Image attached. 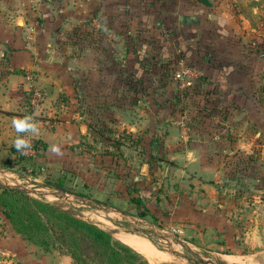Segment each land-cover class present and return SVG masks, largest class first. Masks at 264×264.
Instances as JSON below:
<instances>
[{
    "label": "rangeland",
    "instance_id": "374dc122",
    "mask_svg": "<svg viewBox=\"0 0 264 264\" xmlns=\"http://www.w3.org/2000/svg\"><path fill=\"white\" fill-rule=\"evenodd\" d=\"M51 1L54 6V0ZM125 1V17L119 22H125L122 30L118 29V21H114L115 16H112L116 15V12H112L109 29L105 26L98 28L105 22L102 16L95 14L84 20V23H87L86 28L69 26L59 33L64 44L70 47L66 48L65 55L69 60H74V65L79 64L78 68L81 67L79 71L83 88L79 93L81 97H78L80 112L84 115L95 111L92 122H87L86 116L79 120V124L89 125L91 139L88 140L90 135L83 133L81 128L75 130L73 134L76 133V142L66 146L71 153L69 159L55 169L65 175V185L57 184L58 178L61 177L60 172H55L52 166L48 168L43 165L37 155L29 151L30 146L34 144L29 142L25 145L28 154L21 160L0 168L4 170L0 174V185L5 183L9 187L27 192L26 194L34 199L57 206L71 215L93 223L111 232L114 239L124 244L126 242L123 238L135 237L149 243L160 255L171 254L168 245H172L173 254L167 255L165 259L155 261L142 254L151 264H188L187 258L198 261L196 256L209 264H264V144L261 142L252 150L254 158L222 160L220 162L224 173L222 177L217 178L218 183L214 177L208 180V183L214 185V193L217 194V197L211 199L212 213L218 218L222 216L226 221L224 225H218L219 236L225 239L222 246H210V242H205L199 237L188 238L181 235L176 238L170 223L162 222L165 225L162 226L155 222L154 216L144 219L131 201L130 204L126 203L133 195H138L136 189H139L145 203L150 199L161 201L163 205L157 207H161V213L164 212L166 219H169L173 217L170 211L173 210V213L174 209L180 206L184 194L185 197L194 195L195 201L203 198L202 193L193 191L195 186L191 185L190 188L188 180L182 177L180 166L168 159L165 151L169 145L165 139L169 135V125H173L180 139L184 141L179 123L185 116L188 127H197L202 121L209 120L207 122L211 123H208L207 127L211 126L213 131L216 113L210 106L214 105V98L210 97L211 92L207 89H196L184 95L173 80L175 70L181 63L186 62L187 58V52L178 54L176 46L179 39L193 40V47L188 48L192 60L213 59L209 44L199 33L201 21L194 5L197 1L175 0L172 4L176 6L178 14L174 12L173 15H166L168 17H156L154 12L157 10L153 9L161 2L166 4L165 0ZM182 17L184 19L180 21ZM189 21L191 24H187ZM90 22L93 23L92 26ZM119 37L125 40L124 46L121 44L120 48L115 43ZM155 43H160L159 47L166 48L170 54L166 52L165 56V52H161ZM250 49L249 54H252L254 51ZM123 55L126 56L125 59ZM92 56L95 58L94 62ZM189 63L196 66L193 61ZM120 73L125 77L121 85L118 78ZM102 74L109 77L105 87L111 92L105 95L106 100L95 96L96 100L92 103L90 97L86 98L89 95L86 89L92 86L102 89L104 80L99 78ZM202 75L201 79L205 78L203 73ZM137 77L138 81L135 79ZM204 80V83L208 84L207 77ZM137 83L143 95V109L154 106L156 110V113L152 112V118L156 120L158 128L154 129L151 141L148 138L151 135L150 128L128 133V130H123L116 121L118 96L111 95L119 88L133 92ZM109 109L112 111L108 112ZM256 133L258 131L254 134ZM94 137H98L96 142H93ZM212 147L210 145L212 151L217 150ZM227 147L230 149L224 150H237L234 145ZM238 149L246 151L243 148ZM5 168H14L15 173L5 171ZM93 176L99 188L104 185L103 181H107L104 191H112L111 194L116 195L119 200L112 201V195L108 200L104 199L105 196L98 195L101 200H96L98 205H92L72 197L54 195L48 188V185L59 186L68 192L93 199L92 196L96 193L89 192L87 188L90 186L86 183L88 177ZM107 207L121 210L125 215L107 212ZM178 216L176 213L177 220L173 222L180 225L184 220L180 217L178 219ZM161 227L165 229H160ZM161 236L167 241L162 240ZM205 239L207 241L210 237Z\"/></svg>",
    "mask_w": 264,
    "mask_h": 264
},
{
    "label": "crops",
    "instance_id": "0c3cea01",
    "mask_svg": "<svg viewBox=\"0 0 264 264\" xmlns=\"http://www.w3.org/2000/svg\"><path fill=\"white\" fill-rule=\"evenodd\" d=\"M112 1L115 2L111 4ZM195 1V9L201 21L199 33L209 44L213 59L192 60L187 50L185 60L189 65L193 61L208 79V84H205V78H202V84L199 81L196 89L211 92L214 105L210 106L216 113V124L213 131L211 126L207 127L211 123L207 122L209 120L202 121L197 127L190 126L184 141L180 139L175 127L169 125V135L165 139L169 146L165 154L180 166L182 177L188 180L190 188L191 185L195 186L193 191L202 193L203 198L195 201L194 195L185 197L184 194L180 206L173 213L169 209L174 217H170V220L166 219L164 212L161 213V207H157L163 205L161 201L150 199L142 210H148L150 214L147 218L154 216L155 222L162 226H165L162 222H168L173 229H180L183 233L181 237H199L210 242V246L219 247L225 244V239L219 236L218 225H224L226 221L222 216L218 218L212 213L211 199L217 197V194L214 193V185L208 183V180L214 177L218 183L217 178L222 177L224 168L220 161L254 158L252 150L256 144H264V0ZM50 2L0 0V168L28 154L25 149L28 142L30 144L40 140L47 143L49 148L40 152L38 159L63 176L62 171L55 169L69 159L71 153L66 146L76 142L77 136L73 133L79 128L90 135L89 125L79 124V120L87 117V122H92L95 111L84 115L80 112L78 97H81L79 93L83 88L79 71L81 67L78 68L79 64L74 65V60H69L65 55L66 48L70 47L64 44L59 33L69 26L86 28L84 20L95 14L102 16L105 22L98 28L105 26L109 29L112 12H116L112 16L116 17L114 21H118V29L122 30L125 22H119L125 17L126 1L54 0V6ZM165 2L154 6L153 9L158 11L154 12L156 17L173 15L174 12L178 14L176 6L172 4L175 0ZM92 24L90 22V26ZM124 41L119 37L115 43L120 48L121 44L124 46ZM187 43L192 44L193 40ZM249 49L254 52L249 54ZM123 58L126 56L123 55ZM94 59L92 56V62ZM99 78L104 80L102 89L94 86L86 89L89 92L86 98L90 97L92 103L96 100L95 96L106 100L105 95L111 92L105 87L109 77L102 74ZM118 78L119 85L124 83L123 73ZM135 79L138 81V77ZM38 90L44 93V97L33 103V95ZM139 90L137 83L133 92L119 88L111 95L118 96L116 121L128 133L150 128L151 135L148 138L151 141L154 129L158 128L156 120L152 118V112L156 113V110L154 106L143 109V95ZM253 131L258 133L254 134ZM92 139L96 142L98 137ZM210 145L217 150L212 151ZM227 145H234L237 150H224L230 149ZM238 148L246 151H239ZM5 169L15 173L14 168ZM106 182L103 181L104 185L99 188L94 176L88 177L86 183L90 188L87 190L96 193L92 196L95 202L101 200L98 195L105 196V200L112 195V191H104ZM112 199L114 201L118 198L114 195ZM126 203L130 204V200ZM176 213L178 219L180 217L184 220L180 225L173 222L177 220ZM205 237L210 239L206 241ZM0 264H73V260L57 250L45 251L25 240L0 209Z\"/></svg>",
    "mask_w": 264,
    "mask_h": 264
},
{
    "label": "trees",
    "instance_id": "16d2710c",
    "mask_svg": "<svg viewBox=\"0 0 264 264\" xmlns=\"http://www.w3.org/2000/svg\"><path fill=\"white\" fill-rule=\"evenodd\" d=\"M155 44L160 46V43ZM189 47L192 48L193 43L188 44L185 40H180L177 45L180 54L186 53ZM159 48L166 56L168 50L162 46ZM48 148L43 141L34 143L38 157ZM64 181L63 175L57 184L64 186ZM136 192L138 195H133L130 201L146 219L150 213L142 210L145 206L142 191L136 189ZM0 209L25 240L45 251L57 250L68 255L73 264H150L142 254L114 239L111 232L57 206L34 199L19 189L0 186Z\"/></svg>",
    "mask_w": 264,
    "mask_h": 264
},
{
    "label": "built area",
    "instance_id": "2783aa9c",
    "mask_svg": "<svg viewBox=\"0 0 264 264\" xmlns=\"http://www.w3.org/2000/svg\"><path fill=\"white\" fill-rule=\"evenodd\" d=\"M202 72L197 66H192L187 64L186 62L181 63V65L175 70L173 80L177 84L179 91L184 94H190L192 91L196 90L197 85L202 77ZM44 93L40 90L35 91L32 101L36 103L38 100L43 99ZM182 128L184 138L188 137L189 127L188 120L185 116L184 119L179 123ZM29 151L35 155H37L34 144L30 146ZM173 232L176 236L180 237L183 233L180 229H173Z\"/></svg>",
    "mask_w": 264,
    "mask_h": 264
},
{
    "label": "water",
    "instance_id": "95a60500",
    "mask_svg": "<svg viewBox=\"0 0 264 264\" xmlns=\"http://www.w3.org/2000/svg\"><path fill=\"white\" fill-rule=\"evenodd\" d=\"M2 172H4V171H2V170H0V174H2ZM0 186H4V187H9L7 184H1ZM9 188H12V187H9ZM48 188H50L52 191H53V193L52 194H54V195H58V196H67V197H72V198H74V199H76L77 201H80V202H90V203H92V205H98V203L97 202H95V201H93V200H91V199H88V198H86L85 196H82V195H78V194H75V193H71V192H68L67 190H65V189H63L62 187H59V186H49L48 185ZM22 191V190H21ZM24 192V191H23ZM25 193H27V192H25ZM107 212H116V213H118V214H121V215H125V213H123L121 210H118V209H116V208H111V207H107L106 209H105ZM130 216V215H129ZM130 217H132V216H130ZM133 219H135L136 220V218H134V217H132ZM136 227V229H138V227L137 226H135ZM154 227V226H153ZM176 238L178 237V236H176V235H174ZM161 239L162 240H164V241H167L166 239H165V237H163V236H161ZM179 239V238H178ZM168 250H169V252L171 253V254H173V247H172V245L170 244V245H168ZM199 260L198 261H194V260H192V259H190V258H187V260H188V264H209L207 261H204L201 257H199V256H196Z\"/></svg>",
    "mask_w": 264,
    "mask_h": 264
},
{
    "label": "bare ground",
    "instance_id": "6f19581e",
    "mask_svg": "<svg viewBox=\"0 0 264 264\" xmlns=\"http://www.w3.org/2000/svg\"><path fill=\"white\" fill-rule=\"evenodd\" d=\"M104 228V227H103ZM107 228V227H106ZM123 240L130 246H132L133 248H135L136 250H138V252L140 251L141 253H143L147 258L151 259V260H155V259H160L161 258H166L167 255H160L157 254L155 252V248H153L150 244L146 243L145 241H139L137 239L131 238V237H125L123 238ZM163 259V260H164ZM233 260V258H231ZM241 259V258H240ZM237 261H241L239 259H234ZM157 261V260H155ZM251 263V262H250Z\"/></svg>",
    "mask_w": 264,
    "mask_h": 264
},
{
    "label": "clouds",
    "instance_id": "9594fccd",
    "mask_svg": "<svg viewBox=\"0 0 264 264\" xmlns=\"http://www.w3.org/2000/svg\"><path fill=\"white\" fill-rule=\"evenodd\" d=\"M15 123V122H14ZM19 128V125H16Z\"/></svg>",
    "mask_w": 264,
    "mask_h": 264
}]
</instances>
